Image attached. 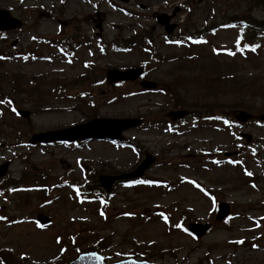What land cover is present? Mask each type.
<instances>
[{
    "label": "rangeland",
    "instance_id": "1",
    "mask_svg": "<svg viewBox=\"0 0 264 264\" xmlns=\"http://www.w3.org/2000/svg\"><path fill=\"white\" fill-rule=\"evenodd\" d=\"M0 9L23 22L0 33V165L9 163L10 179L24 172L19 185L44 171L46 183H60L0 195V263L66 264L99 246L110 262L133 253L158 263L264 264V28L253 39L227 23L264 25V0H0ZM173 12L167 35L156 20ZM137 66L140 78L106 81ZM143 78L156 87L145 89ZM173 110L199 119L173 126ZM241 112L248 120L235 123ZM100 117L143 118L124 132L138 148L29 142ZM146 153L156 156L144 173L153 183L116 182L103 201L76 193L85 170L128 172ZM220 201L231 205L223 221ZM39 212L51 223L39 226ZM190 221L212 227L196 238L182 228Z\"/></svg>",
    "mask_w": 264,
    "mask_h": 264
},
{
    "label": "water",
    "instance_id": "2",
    "mask_svg": "<svg viewBox=\"0 0 264 264\" xmlns=\"http://www.w3.org/2000/svg\"><path fill=\"white\" fill-rule=\"evenodd\" d=\"M159 21L166 25L167 31L170 33L173 31L175 25L169 24V16L164 14L159 18ZM21 22L13 18L8 11H0V30L9 29L17 27ZM143 69L138 67L135 69H129L126 71H116L111 70L108 74V81L114 82L121 79H135L141 73ZM155 81L143 80L142 86L146 88H154L156 86ZM22 115L29 116L28 111H21ZM181 115H184L186 111H181ZM239 119L246 121L249 117L247 112H241L238 115ZM142 122V119L138 118H114V119H94L86 124L72 127L66 130H58L45 132L41 134H36L32 139L35 141H51V140H66V139H76V138H108V139H121L122 131L133 126H137ZM247 139L250 141V134H246ZM155 160V157L152 155H147L146 159L139 165V167L130 174H124L119 176H101L100 180L107 189L111 188L114 180L123 177H135L143 175L144 170L150 166ZM7 169V164L0 168V176H2ZM230 212V205L226 202H221L219 205V212L217 214V219L222 220ZM41 220L48 222V218L45 216H40ZM190 229L194 231L198 236L204 235L210 228L209 224L202 223H191ZM94 254V255H93ZM70 264H107L104 260V257L101 256L98 252H88L81 254L78 258L73 260ZM114 264H156L148 261H138V260H125L122 262Z\"/></svg>",
    "mask_w": 264,
    "mask_h": 264
},
{
    "label": "trees",
    "instance_id": "3",
    "mask_svg": "<svg viewBox=\"0 0 264 264\" xmlns=\"http://www.w3.org/2000/svg\"><path fill=\"white\" fill-rule=\"evenodd\" d=\"M234 19L237 20L236 17H234ZM247 20L249 21V19H244V20H243V21H244V22L242 23V28H243V29H246L247 26H248ZM249 24H250V26L253 25V26L255 27V23H254V22L249 21ZM257 26H258V25H257ZM259 26H260V25H259ZM257 28H258V27H256L255 29H257ZM254 34H255V32H253V33L251 34V36L254 37ZM131 42H132V41H131ZM131 42L128 43V44H131Z\"/></svg>",
    "mask_w": 264,
    "mask_h": 264
},
{
    "label": "snow or ice",
    "instance_id": "4",
    "mask_svg": "<svg viewBox=\"0 0 264 264\" xmlns=\"http://www.w3.org/2000/svg\"><path fill=\"white\" fill-rule=\"evenodd\" d=\"M238 43H239V41H238ZM245 47H247V46L245 45ZM251 50L255 51V48H252ZM229 54H231V53H229ZM0 103H2V101H0ZM8 103H11V101H8ZM13 111H15V109H13ZM225 123H228V121H225ZM248 174L251 175V173H248ZM136 183H151V182H149V181H137ZM101 215H103V213H101ZM0 219H4V217H0ZM57 242L59 243V238L57 239Z\"/></svg>",
    "mask_w": 264,
    "mask_h": 264
},
{
    "label": "flooded vegetation",
    "instance_id": "5",
    "mask_svg": "<svg viewBox=\"0 0 264 264\" xmlns=\"http://www.w3.org/2000/svg\"><path fill=\"white\" fill-rule=\"evenodd\" d=\"M193 115V114H192Z\"/></svg>",
    "mask_w": 264,
    "mask_h": 264
}]
</instances>
